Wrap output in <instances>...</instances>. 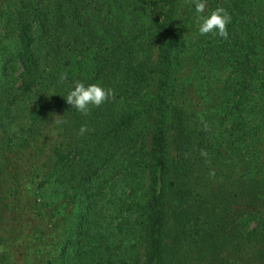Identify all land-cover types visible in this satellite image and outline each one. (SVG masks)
Here are the masks:
<instances>
[{"label":"trees","instance_id":"obj_1","mask_svg":"<svg viewBox=\"0 0 264 264\" xmlns=\"http://www.w3.org/2000/svg\"><path fill=\"white\" fill-rule=\"evenodd\" d=\"M217 7L227 39L184 0H0V264H264V0Z\"/></svg>","mask_w":264,"mask_h":264},{"label":"clouds","instance_id":"obj_2","mask_svg":"<svg viewBox=\"0 0 264 264\" xmlns=\"http://www.w3.org/2000/svg\"><path fill=\"white\" fill-rule=\"evenodd\" d=\"M184 4L194 5L197 16V30L200 36H207L211 34L213 37L228 38V25L231 23V16L223 7H217L209 14L205 15L206 0H184ZM68 79L67 73H62L59 77L58 83L64 84ZM66 103L72 108L76 109L84 116H88L92 108H99L106 102L115 100V92L113 89H105L100 85L91 84L87 87L82 82H75L71 90L66 96ZM58 118H62L56 116ZM57 123H66L63 119H58ZM88 131L87 125H82L79 129L78 135L83 136ZM200 155L205 159L206 163H210L208 159V152L201 150ZM188 158V154H185ZM210 178H215V171L209 172Z\"/></svg>","mask_w":264,"mask_h":264},{"label":"rangeland","instance_id":"obj_3","mask_svg":"<svg viewBox=\"0 0 264 264\" xmlns=\"http://www.w3.org/2000/svg\"><path fill=\"white\" fill-rule=\"evenodd\" d=\"M120 236V242H119V244H121V246H124V244H125V239L121 236V234H117V238ZM116 238V239H117ZM116 239H115V241H116Z\"/></svg>","mask_w":264,"mask_h":264}]
</instances>
